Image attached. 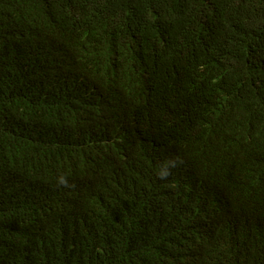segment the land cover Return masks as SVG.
Listing matches in <instances>:
<instances>
[{"label": "trees", "instance_id": "16d2710c", "mask_svg": "<svg viewBox=\"0 0 264 264\" xmlns=\"http://www.w3.org/2000/svg\"><path fill=\"white\" fill-rule=\"evenodd\" d=\"M0 264H264V0H0Z\"/></svg>", "mask_w": 264, "mask_h": 264}]
</instances>
